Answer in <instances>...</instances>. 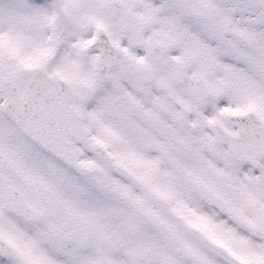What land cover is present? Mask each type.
<instances>
[{
    "label": "snow or ice",
    "instance_id": "1",
    "mask_svg": "<svg viewBox=\"0 0 264 264\" xmlns=\"http://www.w3.org/2000/svg\"><path fill=\"white\" fill-rule=\"evenodd\" d=\"M0 264H264V0H0Z\"/></svg>",
    "mask_w": 264,
    "mask_h": 264
}]
</instances>
